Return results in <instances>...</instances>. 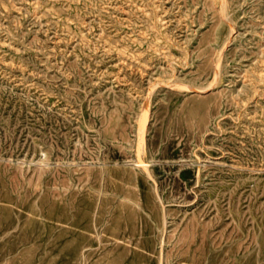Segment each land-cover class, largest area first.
<instances>
[{
	"label": "rangeland",
	"instance_id": "374dc122",
	"mask_svg": "<svg viewBox=\"0 0 264 264\" xmlns=\"http://www.w3.org/2000/svg\"><path fill=\"white\" fill-rule=\"evenodd\" d=\"M0 264H264V0H0Z\"/></svg>",
	"mask_w": 264,
	"mask_h": 264
},
{
	"label": "bare ground",
	"instance_id": "6f19581e",
	"mask_svg": "<svg viewBox=\"0 0 264 264\" xmlns=\"http://www.w3.org/2000/svg\"><path fill=\"white\" fill-rule=\"evenodd\" d=\"M142 134H143V133H142ZM142 134H141V135H142ZM140 138H141V141H140V146H142V147H143V146H144V141H143V138H142V136H141ZM142 161H143V160H142ZM138 163H139V162H138ZM139 165H140V164H139ZM141 165H142V164H141Z\"/></svg>",
	"mask_w": 264,
	"mask_h": 264
}]
</instances>
